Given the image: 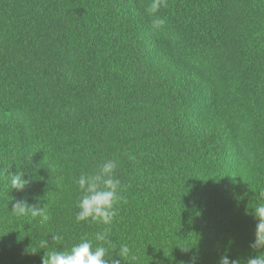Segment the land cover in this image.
Segmentation results:
<instances>
[{
  "label": "trees",
  "instance_id": "obj_1",
  "mask_svg": "<svg viewBox=\"0 0 264 264\" xmlns=\"http://www.w3.org/2000/svg\"><path fill=\"white\" fill-rule=\"evenodd\" d=\"M150 3L0 0V264H43L108 228L142 264L255 254L264 0H167L162 29ZM109 159L126 203L110 226L77 223L74 179Z\"/></svg>",
  "mask_w": 264,
  "mask_h": 264
},
{
  "label": "clouds",
  "instance_id": "obj_2",
  "mask_svg": "<svg viewBox=\"0 0 264 264\" xmlns=\"http://www.w3.org/2000/svg\"><path fill=\"white\" fill-rule=\"evenodd\" d=\"M167 7V0H151L146 12L151 19L153 29H162L166 19L159 16L161 8ZM118 161L105 160L92 173H81L74 179L78 187L79 199L76 207L75 221L90 222L110 226L118 215L119 205L126 203L123 195L124 186L117 178L116 171ZM11 175V174H10ZM29 183L23 179V173L11 175V188L23 191ZM259 195L264 197V190ZM17 216L30 215L33 218L48 219L47 210L40 206L29 205L27 201H17L11 210ZM251 214L258 221L254 241L249 245L255 253L247 258H231L227 249L220 255L218 264H264V202H260L251 209ZM110 228L97 232L95 240L100 242L95 245L89 239L81 238L79 243L73 244L67 250H52L43 257V264H142L140 256L127 243L114 246L110 236ZM53 237L52 239H57ZM231 244L232 242L229 241ZM106 245H113V253L109 256V248ZM44 249V248H41ZM189 248L185 249L187 251ZM118 257V258H117ZM195 264L196 257H192Z\"/></svg>",
  "mask_w": 264,
  "mask_h": 264
}]
</instances>
